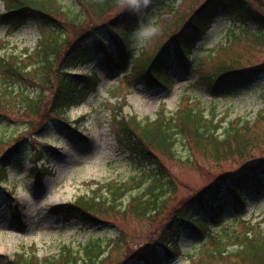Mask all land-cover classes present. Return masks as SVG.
I'll return each mask as SVG.
<instances>
[{
    "label": "rangeland",
    "instance_id": "obj_1",
    "mask_svg": "<svg viewBox=\"0 0 264 264\" xmlns=\"http://www.w3.org/2000/svg\"><path fill=\"white\" fill-rule=\"evenodd\" d=\"M60 1L65 5L72 2ZM203 1L157 0L154 3L147 15L146 27L132 41L133 62L127 68L131 75L125 80L122 73L109 74L104 69L101 55L79 72H71L81 75L94 73L98 83L94 93L88 86L81 88L82 98L65 114L66 118H56L48 112L57 87L55 69L50 72L46 67L34 66L36 70L33 71L34 67H27L22 78H10L0 68V156L13 147L15 139L25 138L26 144L36 143L42 150L41 155H49L47 160L42 159L40 165L46 167L47 173L50 172L42 178L37 174V179L34 178L36 174H31L34 165L27 159L31 158L33 148L12 159L5 174L6 182L0 184V264H5L17 253L30 252L33 247L37 256L43 258L57 256L63 247L81 249L87 241L100 239L106 243L120 233L118 226L124 231L127 244L126 250L123 248L118 253L119 259L126 261L125 264H142L131 261L133 257L130 256L157 238L176 207H181L200 190L227 174L264 165V75L248 86L225 90V96H213L204 87L194 85L197 73L185 75L179 69L172 70L169 72L172 83L168 89H149L142 80H135V74H132L133 70L141 68L140 58L154 54L165 45ZM246 3L252 11L264 16V10L258 8L253 0H246ZM4 11L5 5L0 0V15ZM235 20L234 15L228 18L222 11L211 21L209 31L201 37L190 56L191 67L203 74H212L215 67L222 64L238 71L264 66V31L257 30L252 22L244 24ZM95 26L93 23L80 32L77 30L75 35L66 33L71 39L74 36L80 38L92 32ZM99 37L112 52L114 46L110 45L108 36L100 33ZM39 42L38 30L31 24L14 30L0 23V56L3 58L19 62L18 58L24 59L27 49L39 61L35 54ZM190 96L207 105L214 103L217 119L224 127L230 122L251 123L250 138L255 146L243 156L244 159L215 162L199 157L191 149V162L187 163L189 153L183 147L177 148L179 160L161 157L173 188L167 191L164 187L165 198L159 213H152L145 219L120 217L113 220L117 226L105 218L108 221L103 220L90 227L76 220L65 222L62 217L53 215L52 210L56 206L72 203L79 196L97 193L98 183H120L141 175L142 167L127 153L119 151L111 133L112 107L121 97L126 99L123 116L133 114L139 119H155L161 108L174 110L178 103L184 105ZM31 101L36 102V108L29 107ZM44 143L50 147L43 146ZM102 195L107 196V192L102 191ZM128 199L126 197L122 204L126 205ZM228 215L229 212L225 214L226 217ZM220 224L226 230L233 229L241 234L247 232L245 228L249 226L260 224L264 227V193L247 195L240 219L234 217L232 222V217L228 216L220 220ZM213 229H219V225ZM197 248V237L182 231L178 251L161 264H193L199 257L201 261L198 264H243L240 260L203 256L205 251L214 248L213 245L207 244L202 250Z\"/></svg>",
    "mask_w": 264,
    "mask_h": 264
},
{
    "label": "trees",
    "instance_id": "obj_2",
    "mask_svg": "<svg viewBox=\"0 0 264 264\" xmlns=\"http://www.w3.org/2000/svg\"><path fill=\"white\" fill-rule=\"evenodd\" d=\"M2 1L5 12L0 15V23L18 29L31 22L40 30L41 42L35 51L39 61L33 58L32 53L24 59L19 57V62L0 56V68L10 78H22L23 70L27 67L42 66L50 72L55 69L57 87L48 112L56 118H63L67 107L81 97L78 87L95 80L93 75L73 77L68 75V71L88 63L99 52L104 54L106 65L115 72L124 69L128 59L131 58L132 62V41L146 25V14L157 0H72L69 5L60 0ZM253 1L264 10V0ZM222 11L227 13L228 18L234 15L242 23L252 21L257 28L264 29V16L250 10L246 0H204L165 45L154 54L140 58L141 68L132 73L135 80H142L149 89L166 88L171 83L169 72L178 68L185 74L197 73L196 86L222 96L225 90L248 86L263 76L264 66L238 71L222 64L215 67L212 74H203L191 67L189 57L192 51L209 29L211 21ZM93 23L96 25L93 31L80 38L74 36L71 39L66 33L75 35V31L80 32V29L93 26ZM100 33L108 36L115 51L106 50ZM128 77L125 75L123 80ZM194 101L188 97L184 105L171 111L162 109L155 119H139L133 114L123 116L126 99L121 97L112 107L111 133L119 151L127 153L142 167L141 175L120 183H98L97 193L79 196L72 203L54 208L53 214L61 215L65 220L76 219L90 227L98 225L105 218L111 221H104L116 225L113 220L120 217L145 219L152 213H159L165 198L164 187L167 191L173 188L161 157L179 160L177 148L183 147L189 153L187 163L191 162V149L199 157L215 162L244 159L243 156L255 146L250 138L251 123L230 122L224 127L222 121L217 119L214 103L207 105L199 100ZM29 107L36 108V102L31 101ZM18 138L13 147L0 156V184L6 182V164L26 149L33 148V154L28 159L32 163L36 164L42 158V150L36 143L26 144L25 138ZM45 157L48 158L47 155ZM102 191L107 192V196L102 195ZM263 193L264 165L239 169L223 176L200 190L181 207H176L157 238L130 256L133 257L131 261L161 264L178 251V238L181 231L186 230L197 237V250H202L207 244L214 246L203 256L226 261L240 260L243 264H264V227L260 224L249 226L245 228L247 232L241 234L233 229L226 230L220 224V220L228 216L232 217V222L234 217L240 219L247 195L260 196ZM126 197H129L128 202L123 205ZM227 212L230 215L226 217ZM240 223L245 224L243 221ZM218 225L219 229L214 230ZM118 228L120 233L106 243L100 239L87 241L81 249L63 247L57 256L43 258L37 256V250L33 247L30 252L24 251L8 258L5 264H125L126 261L120 260L118 253L123 248L126 250V236ZM200 258L193 264H198Z\"/></svg>",
    "mask_w": 264,
    "mask_h": 264
}]
</instances>
